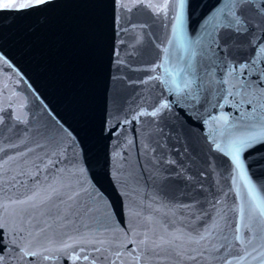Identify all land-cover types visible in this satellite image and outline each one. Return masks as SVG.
<instances>
[{"label":"water","instance_id":"1","mask_svg":"<svg viewBox=\"0 0 264 264\" xmlns=\"http://www.w3.org/2000/svg\"><path fill=\"white\" fill-rule=\"evenodd\" d=\"M124 2L0 10V221L58 257L6 261L264 264L262 18L217 46L227 0H184L182 23L181 0Z\"/></svg>","mask_w":264,"mask_h":264},{"label":"snow or ice","instance_id":"2","mask_svg":"<svg viewBox=\"0 0 264 264\" xmlns=\"http://www.w3.org/2000/svg\"><path fill=\"white\" fill-rule=\"evenodd\" d=\"M117 3H119L120 7L131 11L132 7H135L136 4L132 3L131 5L129 3L124 2V0H116ZM142 2V0H141ZM52 3V0H0V10H12V11H22V10H31V9H40L44 6ZM145 7L157 11H163L167 9V4L161 5V6H154L152 4H146ZM179 7L181 9V16L177 18L179 23H182V16H183V9L185 7L184 0H181ZM249 11H254L257 15H259L261 19L260 27L264 28V0H261L260 3H257L256 0H227V3L225 4L224 8L221 9L220 16L216 20L215 24V32L213 34V43L219 46L218 40L220 37L216 35L218 33L220 28L225 29V34L223 39H225V43L228 42V36L230 35V31L232 30L236 33H244L247 32L248 24L250 21L248 20L247 13ZM239 13V14H238ZM221 17H226L227 19H223ZM253 28L256 27V25H252ZM222 51H226V48H221ZM3 59V56L0 55V60ZM253 64L255 61L252 62ZM248 65H241L240 70L242 71L243 68L247 67ZM258 80H260L261 85L264 86V78L258 77ZM187 86V85H186ZM168 104L161 105V108H168ZM160 108H157L156 110L152 111L151 113H147L148 115H151L153 117L157 116L159 113ZM146 113L141 112L140 115L143 116ZM138 119V117H136ZM2 119V118H0ZM17 120H21L22 117L17 116ZM124 123H131V121L125 120ZM259 137L254 138L252 142H250L247 146H251L252 143L259 141ZM217 147H219L217 145ZM239 149H236L235 154L233 155V160L236 163V166L238 168L242 169V163L240 161L239 157ZM174 163V162H170ZM249 194L252 197L253 201H256V191L255 188L252 186H249ZM38 195L37 193H34L32 196L27 197L25 200L19 201L20 204H29L31 202L32 207H36V204L34 203L35 197ZM255 212L257 217H264V206H261L260 203H256L255 205ZM127 227V225H125ZM43 231V229H42ZM239 232V229L236 230ZM126 235H130V233H126ZM32 236V233L25 232L23 228H17V227H10V225L7 222L0 221V264H11V261H6L5 253H8L11 255V250H14L16 253L19 254V260L23 261L25 257H42L43 260H55L58 259V257H55L51 254H45V253H51L52 249L50 248H44L43 252H37L32 249L30 244H27L26 241ZM238 240L240 239L239 236L236 237ZM132 244H136L137 242L135 240L129 241ZM243 243V241H241ZM141 245H145V251H147L150 248L154 247H160V244H157L156 242H151L144 238L141 239L139 242ZM73 248L72 245L65 244L62 248L57 249V251L67 255V258L72 261V264H76V261H79L81 259L87 261L89 258L87 255H84L83 257L80 255H73L68 250ZM99 251V249H96ZM79 251H83V249H80ZM134 251V249L132 250ZM195 257H193L194 259ZM119 259V257H117ZM112 264H116L115 261L112 262ZM136 264H140V257L137 256L136 258ZM227 264H231V262H227Z\"/></svg>","mask_w":264,"mask_h":264}]
</instances>
